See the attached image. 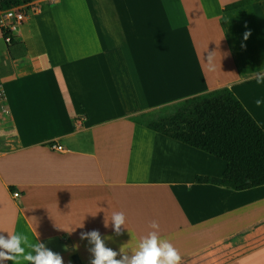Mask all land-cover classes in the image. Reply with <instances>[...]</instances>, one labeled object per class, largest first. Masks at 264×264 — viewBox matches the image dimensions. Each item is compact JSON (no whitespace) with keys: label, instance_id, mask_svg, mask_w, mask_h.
Here are the masks:
<instances>
[{"label":"crops","instance_id":"obj_1","mask_svg":"<svg viewBox=\"0 0 264 264\" xmlns=\"http://www.w3.org/2000/svg\"><path fill=\"white\" fill-rule=\"evenodd\" d=\"M38 1L11 43L0 28V236L25 233L64 264H90L80 235L94 230L129 257L155 232L181 264H264V185L198 184L225 162L133 120L227 88L264 132V0Z\"/></svg>","mask_w":264,"mask_h":264},{"label":"trees","instance_id":"obj_2","mask_svg":"<svg viewBox=\"0 0 264 264\" xmlns=\"http://www.w3.org/2000/svg\"><path fill=\"white\" fill-rule=\"evenodd\" d=\"M30 0H0V12ZM258 0H241L233 10ZM135 123L225 162L220 177L197 176L198 184L243 191L264 185V132L227 88L184 99Z\"/></svg>","mask_w":264,"mask_h":264},{"label":"clouds","instance_id":"obj_3","mask_svg":"<svg viewBox=\"0 0 264 264\" xmlns=\"http://www.w3.org/2000/svg\"><path fill=\"white\" fill-rule=\"evenodd\" d=\"M250 32L244 33V39L247 40ZM207 60L212 64L214 52L208 53ZM257 83L264 82V69L254 71ZM257 107L261 101L256 100ZM125 223V216L122 212L112 214L111 224L113 231L117 236L122 235L121 226ZM107 223L105 227H107ZM153 228L159 227L156 222L152 223ZM81 240L87 239L94 247L88 249L93 259L90 264H181V257L178 251L167 241H162L155 232L150 233L142 239L137 250L129 257L123 251L117 252L106 247L104 240L98 231L81 233ZM0 261H12L13 264H64L63 257L43 243L30 242L27 234H8L7 238L0 236ZM117 255L121 259L117 260Z\"/></svg>","mask_w":264,"mask_h":264},{"label":"built area","instance_id":"obj_4","mask_svg":"<svg viewBox=\"0 0 264 264\" xmlns=\"http://www.w3.org/2000/svg\"><path fill=\"white\" fill-rule=\"evenodd\" d=\"M38 0H30L28 3L24 4L27 6L25 11L19 9V7L12 8L6 11L2 16H0V28L3 34L4 41L9 44L12 41L13 34L21 23L28 17V11L35 14L39 10ZM23 6V5H21ZM11 117L9 107L7 105V99L5 92L0 85V131L8 124ZM49 148L53 151H63L61 146L54 143L49 144Z\"/></svg>","mask_w":264,"mask_h":264}]
</instances>
